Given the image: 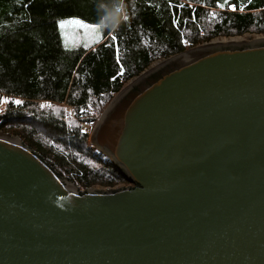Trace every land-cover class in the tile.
<instances>
[{"label": "water", "instance_id": "95a60500", "mask_svg": "<svg viewBox=\"0 0 264 264\" xmlns=\"http://www.w3.org/2000/svg\"><path fill=\"white\" fill-rule=\"evenodd\" d=\"M89 142L128 186L82 191L0 131V264H264V39L157 64Z\"/></svg>", "mask_w": 264, "mask_h": 264}, {"label": "trees", "instance_id": "16d2710c", "mask_svg": "<svg viewBox=\"0 0 264 264\" xmlns=\"http://www.w3.org/2000/svg\"><path fill=\"white\" fill-rule=\"evenodd\" d=\"M217 2L0 0V98H9L0 131L19 137L82 191L126 183L89 143L100 115L124 85L155 61L214 38L264 34V0H229L236 11ZM73 15L103 25L100 44L64 47L58 21ZM121 65L123 74L117 75Z\"/></svg>", "mask_w": 264, "mask_h": 264}, {"label": "rangeland", "instance_id": "374dc122", "mask_svg": "<svg viewBox=\"0 0 264 264\" xmlns=\"http://www.w3.org/2000/svg\"><path fill=\"white\" fill-rule=\"evenodd\" d=\"M65 20H70V19H65ZM98 25H99V29L97 30V29H87V28H83L82 26L76 25V24H73V23H65L64 26H63V28L60 27V31H61V34H62V39H63L64 47L66 49H68V50H85V49H89V48H92V47L100 44L101 42L100 43H95V41L100 40L101 35L104 36V27L101 24H98ZM261 39H264V34H260V33L256 32V31H252V32H248V33H246L244 35H235V36H232V37H224L223 36V37L214 38V39H212V40H210L208 42H204L203 44H200V45H198V46H196L194 48H197V47H200V46H204V45H207V44H211L213 42L224 43L225 41H228V42H236V41H252V40H261ZM194 48H191V49H194ZM191 49H188V50H191ZM165 60H167V59H162V60L155 61L144 72L148 71L149 69H151L152 67L156 66L157 64H159L161 62H164ZM139 76H137V77L133 78L132 80H130L129 82H127L124 85L123 89H125L131 83H133ZM114 97H113V99H114ZM6 105H7V103L0 102V107L1 108L3 107L5 109L6 108ZM4 109L1 112H3ZM103 112H102V114H103ZM101 115H100V117H101ZM93 130H92V132H93ZM92 132H91V134H92ZM10 135H12V134H10ZM90 145H91L92 148L94 147L92 144H90ZM93 149L95 150V148H93ZM103 158H104V160H103L104 163L109 162V160L104 155H103ZM73 184H75V183H73ZM126 184L119 183L116 186H114L112 189H115V188H117L119 186H124ZM126 186H128V184ZM77 187L79 189H81L79 186H77ZM92 188H96V189H108V188H103L101 186H94Z\"/></svg>", "mask_w": 264, "mask_h": 264}, {"label": "snow or ice", "instance_id": "6c2138e0", "mask_svg": "<svg viewBox=\"0 0 264 264\" xmlns=\"http://www.w3.org/2000/svg\"><path fill=\"white\" fill-rule=\"evenodd\" d=\"M169 6H171V0H169ZM184 6H185L184 4H180L177 7L183 8ZM189 6H191V5H189ZM225 6H227L232 11L237 10V5L230 3L229 0H223V2H220V0H218L216 7L223 9ZM210 15L214 16L215 14L210 13ZM125 19H127V17H125ZM172 22H173V24H176L178 21L176 19H173ZM58 23H59V26L61 28H63L65 23H73V24L80 25L83 28H87V29H97V30L99 29L98 24L87 23V22H85V20L78 18L76 15H73L70 20L61 19L58 21ZM109 37L112 41L117 40V36L112 35L111 33H109ZM102 40H103V35H101L100 40L95 41V43H100ZM118 51H119V49L117 48V52ZM117 63H119V60L117 61ZM123 71H124V69H123V66L121 65L120 72L117 73V75H122ZM115 78H116L115 76L112 77V79H115ZM0 102L7 103L8 101L6 98H0ZM12 103H14L16 105H21L23 103V101L20 99H15L12 101ZM40 107L43 108L44 105L42 104V105H40Z\"/></svg>", "mask_w": 264, "mask_h": 264}, {"label": "built area", "instance_id": "2783aa9c", "mask_svg": "<svg viewBox=\"0 0 264 264\" xmlns=\"http://www.w3.org/2000/svg\"><path fill=\"white\" fill-rule=\"evenodd\" d=\"M7 100H9V98H6ZM4 108L2 107H0V112L3 110ZM124 184H126V183H124ZM127 185V184H126ZM126 185H124V186H126Z\"/></svg>", "mask_w": 264, "mask_h": 264}, {"label": "bare ground", "instance_id": "6f19581e", "mask_svg": "<svg viewBox=\"0 0 264 264\" xmlns=\"http://www.w3.org/2000/svg\"><path fill=\"white\" fill-rule=\"evenodd\" d=\"M225 42H228V41H225ZM225 42H224V43H225ZM211 44H217V42H213V43H211ZM207 45H210V44H207ZM204 46H205V45H204Z\"/></svg>", "mask_w": 264, "mask_h": 264}]
</instances>
